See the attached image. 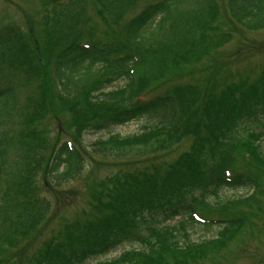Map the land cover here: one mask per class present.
I'll use <instances>...</instances> for the list:
<instances>
[{
	"label": "trees",
	"instance_id": "1",
	"mask_svg": "<svg viewBox=\"0 0 264 264\" xmlns=\"http://www.w3.org/2000/svg\"><path fill=\"white\" fill-rule=\"evenodd\" d=\"M36 3L0 24V264H207L264 232V0ZM87 160L109 173L52 227Z\"/></svg>",
	"mask_w": 264,
	"mask_h": 264
},
{
	"label": "rangeland",
	"instance_id": "2",
	"mask_svg": "<svg viewBox=\"0 0 264 264\" xmlns=\"http://www.w3.org/2000/svg\"><path fill=\"white\" fill-rule=\"evenodd\" d=\"M14 2V0H12ZM37 0L33 1V0H22L23 3V7L32 12L34 11V9L37 11V13H39V3L38 5H36ZM35 4H34V3ZM16 12H11L4 4V2L0 1V24L1 22L4 24V22L8 21V22H16L19 24H22L24 26V18L22 16V13L20 11L15 10ZM40 17V15H39ZM127 17V15H126ZM3 18V19H2ZM248 36L250 37V35L248 34ZM258 37L263 36V34L258 33L257 35ZM252 38V37H250ZM255 40H258L257 38H255ZM236 42L231 43L229 46H227V49H232L235 46ZM251 62L253 63H264V56H259L254 58ZM248 65V63H242L239 65V68L243 69ZM58 121L54 120V119H48V120H44V124L42 122L41 124V128H45L47 127L46 131L49 133V135L51 136H55L57 131H59L60 127ZM139 124L138 123H133L130 122L124 126H120L117 128H114V131H118L121 133H128L131 132L133 130H136L137 128H139ZM106 132V131H104ZM108 135L107 133H103L101 136L98 133H92V132H85L82 135V143L83 145L88 148V144L91 143L94 139L98 138V137H102V136H106ZM66 138V135H62V133L59 135V140L58 142L61 143L62 141H64ZM86 169L84 171V173L81 175V177L76 178L74 181H72L71 183H64L59 190H63L65 191L64 193L60 192L57 194L58 197H63V196H68V191L72 188L76 189V196L78 197V199L75 201V204H73L72 206H66L65 208L61 209V211H59V214L57 217V220L60 221L61 217H64L66 219H71L72 217H74L76 215V213L79 211H81V207L83 206L84 202L87 200L88 195L87 192L89 193V183H95L97 180H99L101 177H104L107 173H109L108 167L107 165H98V167L94 168L90 173L89 176L87 178V180H85V176L88 174V172L91 169V161L87 160L86 161ZM88 171V172H87ZM242 192H244L245 190H241ZM240 193V192H238ZM221 196H225L226 194L231 195V191L228 193H224L221 192L220 193ZM45 195L49 198V200L52 202V204L54 203V196L49 194V193H45ZM55 220L56 223L52 224V227H58L59 225H57V223L59 224V222ZM250 232H252L253 235H250L247 231L246 232H242L240 234V236L237 237L236 241L230 246V250H233L236 254L237 257H235L234 255H231V252L228 253V255L226 256V253L229 250V246L226 250L225 253H222L219 257H213L210 260V263L207 264H214V263H219L221 264V259L225 258V260L222 262V264H264V240H263V236H264V232L259 231L258 228H253L250 230ZM126 246H120L119 250L122 248H125ZM118 251V250H116ZM113 251L111 252L109 255L107 254L106 256H102L99 259L102 258H109L112 257L113 255H115L117 252ZM242 251L239 255V252ZM253 253L255 254V256L253 255ZM258 253V255H257ZM253 255L252 258H250V255ZM239 255V257H238ZM241 256V257H240ZM213 259V260H212ZM95 259H92L91 262H94ZM90 262V263H91Z\"/></svg>",
	"mask_w": 264,
	"mask_h": 264
}]
</instances>
